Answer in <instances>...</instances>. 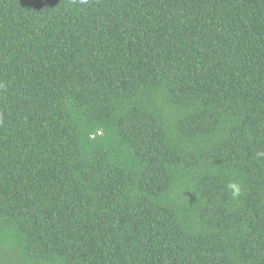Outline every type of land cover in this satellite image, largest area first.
<instances>
[{
    "label": "trees",
    "instance_id": "obj_1",
    "mask_svg": "<svg viewBox=\"0 0 264 264\" xmlns=\"http://www.w3.org/2000/svg\"><path fill=\"white\" fill-rule=\"evenodd\" d=\"M0 264H264V0H0Z\"/></svg>",
    "mask_w": 264,
    "mask_h": 264
},
{
    "label": "clouds",
    "instance_id": "obj_2",
    "mask_svg": "<svg viewBox=\"0 0 264 264\" xmlns=\"http://www.w3.org/2000/svg\"><path fill=\"white\" fill-rule=\"evenodd\" d=\"M227 189L231 192L233 198H237L241 195L240 185L234 181H230L227 184Z\"/></svg>",
    "mask_w": 264,
    "mask_h": 264
}]
</instances>
